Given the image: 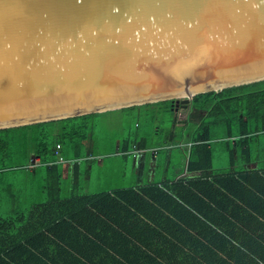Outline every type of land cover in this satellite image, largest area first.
Segmentation results:
<instances>
[{
    "label": "trees",
    "instance_id": "1",
    "mask_svg": "<svg viewBox=\"0 0 264 264\" xmlns=\"http://www.w3.org/2000/svg\"><path fill=\"white\" fill-rule=\"evenodd\" d=\"M174 106L166 100L1 128L0 176L33 169L39 204L32 208L35 222L0 216V264H264V81ZM166 110L176 113L171 139L155 140L161 147L152 152L187 142L186 176L140 188L81 190V165L103 160L97 145L118 141L109 134L114 113L149 117ZM135 143L120 140L116 153L139 149ZM219 146L228 166L213 165ZM33 155L39 163H30ZM66 162L73 170L64 178ZM4 190L0 180V199Z\"/></svg>",
    "mask_w": 264,
    "mask_h": 264
},
{
    "label": "water",
    "instance_id": "2",
    "mask_svg": "<svg viewBox=\"0 0 264 264\" xmlns=\"http://www.w3.org/2000/svg\"><path fill=\"white\" fill-rule=\"evenodd\" d=\"M260 81L264 0H0V129Z\"/></svg>",
    "mask_w": 264,
    "mask_h": 264
},
{
    "label": "crops",
    "instance_id": "3",
    "mask_svg": "<svg viewBox=\"0 0 264 264\" xmlns=\"http://www.w3.org/2000/svg\"><path fill=\"white\" fill-rule=\"evenodd\" d=\"M138 123H135V126ZM171 139V136L168 137V140ZM120 140L117 141V146L120 147ZM155 143V140L153 141ZM148 144L144 140L138 141L139 148H145L143 154L139 157H134L131 153L133 150L130 148L126 152H121L120 155L129 157L128 155H132V160L128 161L124 164L125 168L123 169V182L122 185L116 188H128V187H136L140 188L152 183L164 182L167 181L170 177L177 178L183 177L187 175V171L184 170V165L186 164V156L185 153L188 149V143H178V144H167L166 147H162L159 152L156 154L152 152L153 147H161L157 146L159 144ZM166 143V142H165ZM90 146L91 143H88L84 147V155H90ZM151 149V150H150ZM20 156V152H19ZM87 156V157H88ZM99 157L101 155H98ZM83 157L82 159L85 160ZM91 157H94L93 154ZM19 157H14V163H16ZM37 156L33 155L30 158V163L34 160H37ZM89 159V158H87ZM29 163V164H30ZM85 164V162H84ZM106 160L103 159L101 161L89 159L86 164L81 167H84V172L80 167V175L79 178L83 176L82 181L83 184L81 189L85 193H98L97 191L87 190L86 183L90 179V176L93 174L95 169H102L105 167ZM112 170V168L108 167ZM33 169L29 168L27 172L21 171H12L10 173H19L21 174V178L18 182L11 181L9 178L1 180L2 186L4 190V196L0 199V216L3 217H17L21 216L20 220L35 222L36 215H32V208H35L39 204V198L37 197V189L39 183H37V179H29L31 174L34 173ZM73 167L71 162H66L63 166V177H70L72 174ZM129 174V180L125 178ZM28 177V178H27ZM26 179V181H25ZM36 181V189L32 186L33 182ZM26 182V183H25ZM38 185V186H37ZM115 189V188H114ZM113 189H110L112 191ZM6 213V214H4ZM18 222V221H17ZM17 232V231H16ZM14 235H22V233L14 234Z\"/></svg>",
    "mask_w": 264,
    "mask_h": 264
},
{
    "label": "rangeland",
    "instance_id": "4",
    "mask_svg": "<svg viewBox=\"0 0 264 264\" xmlns=\"http://www.w3.org/2000/svg\"><path fill=\"white\" fill-rule=\"evenodd\" d=\"M174 112V111H173ZM171 110L163 111L160 115H151V116H137L129 112H116L111 117L113 122L110 125V138L113 139H132L134 141L143 140L147 138L148 144L153 143L154 140L164 141L170 137V130L175 118V112ZM139 122L141 125L139 127L135 126V123ZM156 127L159 128V133L154 135ZM104 137V134H102ZM104 145H97L96 152H100L103 159L106 160L105 167L102 169H95L93 174L90 176V179L86 183V189L90 191H110L114 189L123 182V169L125 168L124 164L132 160V155L125 157L120 155L121 153H116L118 150L117 141L111 142L108 147H103ZM132 148V146H131ZM219 149L215 150L213 165L215 167H225L228 166V155L226 154L223 147L219 146ZM113 151V154H108V152ZM108 167L112 168L109 169ZM129 174L125 177L127 182L129 180ZM9 178L11 181L18 182L21 178L19 173H10L7 172L5 175L0 176V180ZM80 184H83L81 182ZM32 186L36 189V182L34 181ZM82 190V189H81ZM6 214V213H4Z\"/></svg>",
    "mask_w": 264,
    "mask_h": 264
},
{
    "label": "built area",
    "instance_id": "5",
    "mask_svg": "<svg viewBox=\"0 0 264 264\" xmlns=\"http://www.w3.org/2000/svg\"><path fill=\"white\" fill-rule=\"evenodd\" d=\"M189 145H191V144H189ZM58 147H60V146H58ZM134 148H136V146H134ZM143 152H144V150L143 149H140V148L139 149H135V150L132 151L133 154H137V155L140 154V156H141V154ZM98 159L100 160V158H98ZM34 163H39V159L35 160Z\"/></svg>",
    "mask_w": 264,
    "mask_h": 264
}]
</instances>
